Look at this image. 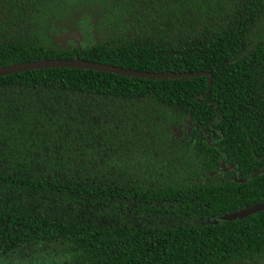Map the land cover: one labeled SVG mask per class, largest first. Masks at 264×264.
<instances>
[{
  "label": "trees",
  "instance_id": "16d2710c",
  "mask_svg": "<svg viewBox=\"0 0 264 264\" xmlns=\"http://www.w3.org/2000/svg\"><path fill=\"white\" fill-rule=\"evenodd\" d=\"M74 59L206 74L1 76L0 261L264 264V0H0V68Z\"/></svg>",
  "mask_w": 264,
  "mask_h": 264
},
{
  "label": "water",
  "instance_id": "95a60500",
  "mask_svg": "<svg viewBox=\"0 0 264 264\" xmlns=\"http://www.w3.org/2000/svg\"><path fill=\"white\" fill-rule=\"evenodd\" d=\"M45 68H72V69H86V70H93L99 72H107L113 73L116 75L126 76V77H133V78H144V79H182V78H192L197 77L202 74L206 73H198V74H171V73H145V72H137V71H130L125 70L117 67H112L108 65H101L95 64L90 62L81 61L78 59L74 60H41L32 63H22V64H13L7 67L0 68V77L5 75H10L13 73H20L24 71H32L37 69H45ZM211 76L209 75V78ZM264 209V203L258 205L253 208L252 211L244 212L243 215L259 211Z\"/></svg>",
  "mask_w": 264,
  "mask_h": 264
},
{
  "label": "rangeland",
  "instance_id": "374dc122",
  "mask_svg": "<svg viewBox=\"0 0 264 264\" xmlns=\"http://www.w3.org/2000/svg\"><path fill=\"white\" fill-rule=\"evenodd\" d=\"M52 34L56 40L61 42L65 46H89L93 41L92 31L89 25V19L88 18H82L80 22L73 25L71 27V31H64V30H58L53 29ZM172 134L175 138H179L182 136V130L180 128H175L172 131ZM243 215V213L241 214ZM222 217H216L210 219L211 221H218L221 220ZM228 217H238L237 215H229ZM219 218V219H218ZM0 264H8L5 261H0Z\"/></svg>",
  "mask_w": 264,
  "mask_h": 264
},
{
  "label": "flooded vegetation",
  "instance_id": "af4514ba",
  "mask_svg": "<svg viewBox=\"0 0 264 264\" xmlns=\"http://www.w3.org/2000/svg\"><path fill=\"white\" fill-rule=\"evenodd\" d=\"M174 129H175V128H174ZM45 261H46V260H45ZM45 261H42V262H41V263H39V264H46V263H45ZM8 264H9V263H8Z\"/></svg>",
  "mask_w": 264,
  "mask_h": 264
}]
</instances>
